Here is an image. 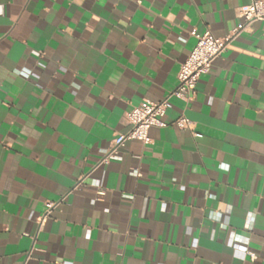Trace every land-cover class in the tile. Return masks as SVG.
<instances>
[{"label":"crops","instance_id":"0c3cea01","mask_svg":"<svg viewBox=\"0 0 264 264\" xmlns=\"http://www.w3.org/2000/svg\"><path fill=\"white\" fill-rule=\"evenodd\" d=\"M253 1L0 0V264H264V21L99 164Z\"/></svg>","mask_w":264,"mask_h":264},{"label":"built area","instance_id":"2783aa9c","mask_svg":"<svg viewBox=\"0 0 264 264\" xmlns=\"http://www.w3.org/2000/svg\"><path fill=\"white\" fill-rule=\"evenodd\" d=\"M242 22L237 28L225 38H217L207 30L200 34L193 31L191 35L197 40V44L189 58L182 64L178 74V86L161 102H144L134 107L125 116V122L130 129L127 133L116 138L113 147L102 155L101 164H109L111 160L118 159L119 149L127 141L136 140L145 145L151 144L150 130L152 128H167L168 122L165 120L167 112L171 107L172 100H178L185 104L192 102L197 93V85L202 75L211 71L214 60L227 52L232 42L246 28L255 22L264 21V1L254 0L250 4L240 8ZM180 130H190L194 132V124L188 118L182 116L173 123ZM194 136L201 138L202 135L194 133ZM138 176L140 174L138 173ZM103 194V192H100ZM60 203L49 202L46 210L40 218V227L44 226L50 218L52 211Z\"/></svg>","mask_w":264,"mask_h":264}]
</instances>
